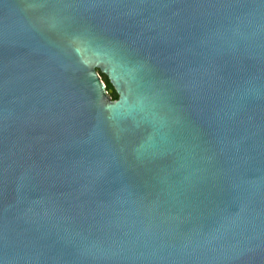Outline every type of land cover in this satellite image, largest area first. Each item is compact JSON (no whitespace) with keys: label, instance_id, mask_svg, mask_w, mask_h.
Listing matches in <instances>:
<instances>
[{"label":"water","instance_id":"1","mask_svg":"<svg viewBox=\"0 0 264 264\" xmlns=\"http://www.w3.org/2000/svg\"><path fill=\"white\" fill-rule=\"evenodd\" d=\"M0 264H264V0H0Z\"/></svg>","mask_w":264,"mask_h":264},{"label":"trees","instance_id":"2","mask_svg":"<svg viewBox=\"0 0 264 264\" xmlns=\"http://www.w3.org/2000/svg\"><path fill=\"white\" fill-rule=\"evenodd\" d=\"M101 77H102L103 81L106 83V85H107V89H108V90H112L113 88H112V86H111V84H110L108 78H107L105 75H103V74H101ZM111 96H112V99H113V100H116V99L118 98V96H117V94H116L115 92H113V93L111 94Z\"/></svg>","mask_w":264,"mask_h":264}]
</instances>
